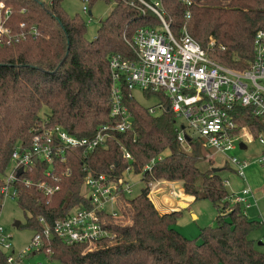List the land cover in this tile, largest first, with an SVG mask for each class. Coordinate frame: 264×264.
I'll return each mask as SVG.
<instances>
[{
  "label": "trees",
  "instance_id": "1",
  "mask_svg": "<svg viewBox=\"0 0 264 264\" xmlns=\"http://www.w3.org/2000/svg\"><path fill=\"white\" fill-rule=\"evenodd\" d=\"M94 5L99 0H83ZM112 2V0H105ZM165 0L164 18L176 37L187 24L189 34L207 50L211 58L234 70H246L254 60V40L264 32V0ZM12 10L5 24L12 35L21 36L8 45L0 37V190L4 185L17 147L29 150L33 136L44 125L61 126L78 139H92L103 126H115L121 118L112 116V74L110 57L122 54L133 59V48L125 41L140 28L156 29L161 20L151 11L118 2L93 41L86 38L87 28L79 17H70L64 0H0ZM190 12V19L186 14ZM91 14V13H90ZM35 29L36 34L32 31ZM211 40L215 41L210 47ZM124 106L132 115V128L112 131L104 146L85 155L84 149L68 150L66 160L56 159L51 166L40 162L33 171H25L17 185L20 208L27 214L24 228L42 233L44 218L48 225L64 219L80 205L90 207L83 192L90 173L121 183L133 170L143 175L146 187L137 198L119 200L120 216H129L132 225L120 230L129 243L84 253L86 245H66L58 238L46 240L43 250H50L54 264H111L117 256L137 253L139 264H264V253L250 235L260 223L250 220L241 205L229 201L230 194L221 172L213 165L203 169L206 149L200 140L183 147L168 99L161 93L146 92V98L158 97L164 111L151 115L123 85ZM47 109V111H44ZM232 115L238 125L235 134L246 127L264 137V125L254 115L253 107L237 106ZM128 152L133 160L125 158ZM154 163L152 164V162ZM152 164V170L146 171ZM222 169V168H221ZM25 180L32 185L24 184ZM45 181L60 190L45 196L36 187ZM154 181L181 182L185 195L209 200L218 210L217 225L201 230L203 242L187 239L175 224L179 212L159 213L149 198ZM1 210V206H0ZM106 227L115 230L114 218H104ZM23 225L20 224L19 228ZM119 236V237H120ZM0 249V264H7Z\"/></svg>",
  "mask_w": 264,
  "mask_h": 264
},
{
  "label": "built area",
  "instance_id": "2",
  "mask_svg": "<svg viewBox=\"0 0 264 264\" xmlns=\"http://www.w3.org/2000/svg\"><path fill=\"white\" fill-rule=\"evenodd\" d=\"M163 1L165 0H112L114 4L124 2L136 7L143 14L151 11L162 23V26L156 29H138L132 39L125 37V41L135 53L133 59L119 53L110 57L112 116L121 118L120 122L115 126H103L92 139H78L59 125H44L35 132L31 149L24 150L19 146L14 150L12 165L0 190L1 207L6 197L18 200L20 171L32 172L35 165L44 162L52 167L47 175L55 180V160L65 161V153L68 150L81 148L85 150V155H88L98 147L104 146L112 131L130 130L132 115L124 106L123 85L131 91L161 93L168 99L177 126L178 141L183 147L189 145L191 140H200L213 154L227 156L228 152L235 150L240 134H235L238 125L232 112L237 106L253 107L254 115L264 125V32H258L255 36V56L249 68L243 71L234 70L213 60L209 52L189 34L187 24L184 25L181 35L176 37L164 18ZM186 2L191 5L189 0ZM84 12H88L87 7H84ZM11 14L12 10L0 3V37L3 42L5 36L9 37L8 44L25 38V34L12 35L10 29L5 27ZM185 17L190 19V12ZM32 33L36 34L35 29ZM214 45L215 41L211 40L209 46L212 48ZM164 109L165 105L160 104L157 109L149 108V112L158 116ZM178 120L183 122L177 124ZM188 128L194 131L193 134L188 133ZM259 139L264 144V137L260 136ZM125 158L133 160L128 152L125 153ZM229 161L234 173L246 181L245 171L251 164L236 157H230ZM258 162L262 164L264 158ZM152 164L147 165L145 170L151 171ZM24 184L32 185V182L25 180ZM225 184H228V181ZM160 185H169V195L178 200L174 207L168 208L169 211L180 210L186 198L184 192L171 187L167 181L150 183L151 201L155 194H166ZM36 187L47 197L60 190V186L45 181L37 183ZM84 193L89 199L90 207L82 204L53 225H48L44 218H40V223L44 225L43 232L35 233L31 244L22 252L14 251L10 241L12 237L0 228V249L6 252L7 264H31V259L37 255H43L48 260L50 250L45 251L43 248L45 241L53 238L60 239L66 245L88 247L111 238L113 232L105 226L104 218L118 217L119 213L111 212L109 208L119 209L120 197L130 195V187L126 186L124 179L118 184L108 180L105 175L95 177L89 173L85 179ZM252 197L254 194L248 188L239 195L230 196L229 201L232 203L234 200L233 204L250 208L249 200Z\"/></svg>",
  "mask_w": 264,
  "mask_h": 264
},
{
  "label": "rangeland",
  "instance_id": "3",
  "mask_svg": "<svg viewBox=\"0 0 264 264\" xmlns=\"http://www.w3.org/2000/svg\"><path fill=\"white\" fill-rule=\"evenodd\" d=\"M42 1L45 3L50 2V0ZM114 5L115 4L113 2H107L105 0H99L94 5H90L89 2H85L83 0H64L63 8L67 15L72 18L79 17L85 23L87 28L86 38L88 41H93L97 37V32L101 26V22L107 18L113 10ZM84 7L88 8L87 13L84 12ZM3 39L8 44V41L10 40L9 37L5 36ZM133 97L142 107L146 109H157L161 104L160 98H146L144 93L139 90L133 91ZM44 111H47V109ZM182 122L183 121L178 120L177 124H181ZM193 132V130L188 128V133L193 134ZM257 136L258 135L253 133L250 129L244 127L241 130L239 141L235 150L228 152L227 156L222 154H213V152H205L206 157L203 159L200 167L207 169V167L213 165L215 168H222L223 171L221 172V176L224 182L228 181V184H224L231 197L241 194L245 189H251L254 194V197L249 200L251 207H244V210L250 220L260 223V228L252 233L250 238L256 241L258 250L264 253V162L262 164L258 162L260 159L264 158V144L260 142L259 138H255ZM241 143H244L247 146L246 150L240 149ZM228 157H236L251 164L245 171L246 181L234 173L235 171ZM124 180L126 181V186L131 189V194L127 195V198L129 199L137 198L141 191L146 187V184L143 181V175L136 174L133 170L127 171L124 174ZM159 187L164 193L169 195V185H160ZM171 187L181 190L182 183L176 182L174 186ZM183 202L189 203L187 199ZM232 203H234V200ZM183 204L181 205L182 207L180 206V210L175 211L179 212L175 228L187 239L192 240L197 244H201L203 242L200 237L201 230L208 227H215L217 225L219 212L209 200L194 201L190 203L189 208L186 204H184L186 205V209ZM109 210L111 212H116L117 214L119 213V209L117 207L109 208ZM27 216L28 215L20 208L17 199L10 196L4 198L0 210V228L4 230L6 235L12 237L10 241L15 252L24 251V249L31 244V241L35 236V231L24 228ZM114 219V225L116 226V229H119L118 233H116L115 230H112L113 234L111 235V238L101 241L98 245H96V249H106L116 245L126 244L131 241V239L127 236H120L121 229L132 225L130 217L126 215L120 216L119 214L118 217ZM17 222L22 224L23 227L16 228L15 224ZM260 243L262 244L260 245ZM94 248L95 247H85L84 253L93 252L96 250ZM139 260L138 254L135 253L130 257L117 256L113 259V261L110 260V262L111 264H139ZM37 262H42L43 264H54L50 263V261L43 255H37L30 261L31 264H35ZM98 264L103 263L100 262Z\"/></svg>",
  "mask_w": 264,
  "mask_h": 264
},
{
  "label": "crops",
  "instance_id": "4",
  "mask_svg": "<svg viewBox=\"0 0 264 264\" xmlns=\"http://www.w3.org/2000/svg\"><path fill=\"white\" fill-rule=\"evenodd\" d=\"M171 186H174V184L176 182H168ZM182 191L183 190V187L181 189ZM185 195V194H184ZM185 199H187L189 201V203H184L188 206H190V203L194 202L195 201V198L192 197V196H186L185 195ZM152 202L153 204L155 205L156 209L161 213V214H165V213H168L169 212V209L168 208H172L174 207L177 203H178V200L177 199H174L172 196L168 195V194H164V195H160V193H158V195H153L152 197ZM190 198V199H189ZM183 204V205H184ZM184 205V207L186 206ZM186 209V208H185Z\"/></svg>",
  "mask_w": 264,
  "mask_h": 264
},
{
  "label": "water",
  "instance_id": "5",
  "mask_svg": "<svg viewBox=\"0 0 264 264\" xmlns=\"http://www.w3.org/2000/svg\"><path fill=\"white\" fill-rule=\"evenodd\" d=\"M240 149H242V150H246L247 149V146L244 144V143H241L240 144ZM35 163H37V159L35 160ZM223 171V169H221V168H214L213 169V172H222ZM22 174V171H20L19 172V176ZM185 208V207H184ZM15 227L16 228H19L20 227V223L19 222H17L16 224H15ZM262 243H260V245H261Z\"/></svg>",
  "mask_w": 264,
  "mask_h": 264
}]
</instances>
